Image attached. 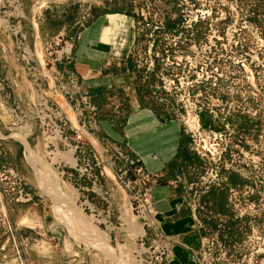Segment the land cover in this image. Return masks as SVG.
<instances>
[{"label": "rangeland", "instance_id": "374dc122", "mask_svg": "<svg viewBox=\"0 0 264 264\" xmlns=\"http://www.w3.org/2000/svg\"><path fill=\"white\" fill-rule=\"evenodd\" d=\"M56 1L0 0V264H169L154 211L145 214L135 199H148L157 182L143 184L124 156L137 159L118 155L120 207L108 210L96 190L104 177L103 155L90 143L98 113L71 82L78 31L57 33ZM105 1L99 10L85 0L77 28L100 11L138 20L129 59L151 74L152 91L181 125L185 148L174 166L192 189L204 249L190 260L264 264V0ZM23 125L52 178L44 187L16 133ZM66 153L72 163L59 156Z\"/></svg>", "mask_w": 264, "mask_h": 264}, {"label": "crops", "instance_id": "0c3cea01", "mask_svg": "<svg viewBox=\"0 0 264 264\" xmlns=\"http://www.w3.org/2000/svg\"><path fill=\"white\" fill-rule=\"evenodd\" d=\"M57 33L78 31L69 59L71 82L83 90L96 107L97 116L90 126V143L103 155L98 192L108 210L120 207L115 175L119 153H127L140 161L151 181L147 189L154 203L152 218L169 241V264H206L190 260L189 255L203 256L202 229L198 226L195 202L189 199V185L179 181L174 163L185 148L180 141V122L171 118V110L163 106L161 92L152 91L151 74L138 69L137 59H129L139 41V24L132 14L99 12L97 17L81 25L87 12L85 0L56 1ZM105 0H97L99 10ZM110 174V175H109ZM114 177V178H113ZM179 181V182H178ZM191 185V184H190ZM191 202V203H190ZM107 210V211H108ZM172 241V244L170 242Z\"/></svg>", "mask_w": 264, "mask_h": 264}, {"label": "built area", "instance_id": "2783aa9c", "mask_svg": "<svg viewBox=\"0 0 264 264\" xmlns=\"http://www.w3.org/2000/svg\"><path fill=\"white\" fill-rule=\"evenodd\" d=\"M14 2V0H12ZM83 103L84 105H86V107L88 108V110L90 112H94L95 109L94 107L90 106L89 102H87V98L86 96L83 98ZM192 111V110H191ZM82 111H80V114L78 115L79 117L82 116ZM78 122H81L79 125H77L75 127V140H77L78 142H80L79 140L82 139V136L85 135V132L82 130L83 128H85V123H84V120L82 119V117L78 118ZM191 121H195V125H198V120L196 118H191L190 119ZM70 120L67 118V117H64L63 119L60 120V122L63 124V125H66L67 122H69ZM193 123V122H191ZM53 127H55V123H52ZM65 141L67 142V144L69 143L68 142V139L65 138ZM68 147L71 148L70 144H68ZM79 147V143H77V145L74 146L75 149H78ZM79 151H83V145L82 147L80 148ZM122 154L119 153V156H121ZM126 158V160H128L127 162L129 163V166H131L132 168L134 167V171L136 173L137 176H139V178L141 179L142 183L145 184L146 182L149 181L150 177L149 175L144 171L143 167L141 166L140 164V161L139 160H133L127 156H124ZM82 171H85V169H83ZM123 173H126V171H124ZM148 178V179H147ZM145 182V183H144ZM135 199L137 201L140 202V205H139V209L142 208L146 213L145 214H151L152 211H154V203L148 198H145V197H135ZM159 256L158 258L162 259V256H165L167 257L168 254L167 252L163 251V252H159Z\"/></svg>", "mask_w": 264, "mask_h": 264}, {"label": "bare ground", "instance_id": "6f19581e", "mask_svg": "<svg viewBox=\"0 0 264 264\" xmlns=\"http://www.w3.org/2000/svg\"><path fill=\"white\" fill-rule=\"evenodd\" d=\"M40 6V5H39ZM208 77V76H207ZM201 79L203 77H200ZM208 78L205 77L204 80H206ZM21 129V130H20ZM16 130V133H18L17 135L19 136H16L19 138V140H22V142L24 143V147L25 148V152L27 154V159H28V162L31 164L30 166L34 169V172H35V175L37 177V179L39 180V182L41 184H43L42 186L44 187L46 184L45 180L48 181V183L50 184L49 181H52V178H50V174L48 172V170L46 169V165L45 163L42 161L41 158H38L37 156H35V154L33 153V151L31 150L30 146L27 144L25 140V136L23 135V132L25 130H28V126L26 125H23V126H20L18 128L15 129ZM23 131V132H22ZM28 132V131H27ZM206 146V145H205ZM207 148V146L205 147ZM209 151V150H208ZM61 153V152H60ZM56 155V154H55ZM60 157H62L64 160H66L67 162H73V160H71V155L68 153L64 154V155H59ZM55 158V157H54ZM56 158H57V155H56ZM38 166V167H37ZM110 175V174H109ZM114 178V177H113ZM56 180V179H55ZM56 183V182H54ZM51 186V185H50ZM47 187V186H46ZM50 188V187H48ZM72 191V194H73V190L70 189V192ZM71 212V211H70ZM68 213V212H67ZM23 222V221H22ZM86 227V226H85ZM89 227V226H88ZM87 228V227H86ZM88 230V228H87ZM99 233V232H98ZM106 241V240H105ZM105 244V243H104ZM109 246V245H108ZM110 249V248H109Z\"/></svg>", "mask_w": 264, "mask_h": 264}, {"label": "water", "instance_id": "95a60500", "mask_svg": "<svg viewBox=\"0 0 264 264\" xmlns=\"http://www.w3.org/2000/svg\"><path fill=\"white\" fill-rule=\"evenodd\" d=\"M16 138V137H15ZM20 142H22V140H19ZM23 143V142H22ZM23 145H24V143H23Z\"/></svg>", "mask_w": 264, "mask_h": 264}]
</instances>
